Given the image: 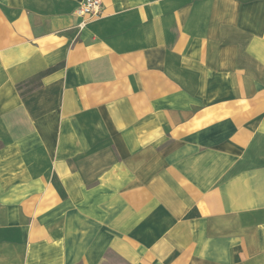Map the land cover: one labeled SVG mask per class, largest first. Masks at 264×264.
I'll return each mask as SVG.
<instances>
[{
	"label": "crops",
	"instance_id": "0c3cea01",
	"mask_svg": "<svg viewBox=\"0 0 264 264\" xmlns=\"http://www.w3.org/2000/svg\"><path fill=\"white\" fill-rule=\"evenodd\" d=\"M101 1L0 0V264H264V0Z\"/></svg>",
	"mask_w": 264,
	"mask_h": 264
},
{
	"label": "built area",
	"instance_id": "2783aa9c",
	"mask_svg": "<svg viewBox=\"0 0 264 264\" xmlns=\"http://www.w3.org/2000/svg\"><path fill=\"white\" fill-rule=\"evenodd\" d=\"M103 12L101 0H83L76 14L80 17L100 16Z\"/></svg>",
	"mask_w": 264,
	"mask_h": 264
},
{
	"label": "trees",
	"instance_id": "16d2710c",
	"mask_svg": "<svg viewBox=\"0 0 264 264\" xmlns=\"http://www.w3.org/2000/svg\"><path fill=\"white\" fill-rule=\"evenodd\" d=\"M58 68H59V66H58V67H55V68H52V69H49V70H47V71H45V72L39 74V75L36 76L34 79H32L28 84L31 83V84L34 85L35 82H40V81L42 80V78H44V77H45L46 75H48V74H51V73L55 72ZM23 85H24V84L19 85V86H18V89H19V90H22Z\"/></svg>",
	"mask_w": 264,
	"mask_h": 264
}]
</instances>
